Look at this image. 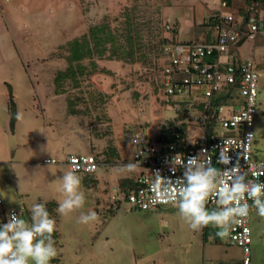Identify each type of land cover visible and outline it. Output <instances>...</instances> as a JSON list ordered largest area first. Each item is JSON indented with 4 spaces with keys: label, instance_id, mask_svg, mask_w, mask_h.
<instances>
[{
    "label": "rangeland",
    "instance_id": "obj_1",
    "mask_svg": "<svg viewBox=\"0 0 264 264\" xmlns=\"http://www.w3.org/2000/svg\"><path fill=\"white\" fill-rule=\"evenodd\" d=\"M46 1L16 0L10 9L12 14L0 13V25L4 28L0 35V56L12 58L0 64V101L11 98L17 113L21 114L13 131L4 124V119L2 121L4 111L0 108L1 154L5 149L7 155L13 154V150L9 151L13 142L27 145L31 156L38 154L33 148H38V133L43 124L47 128V150L60 148L79 155L88 153V141L93 140L90 133H104L108 127L111 130L112 126L136 121L147 127L151 137V130L163 120L201 121L203 107L199 101L177 103V98L165 97L163 65L166 56L162 50L164 44L160 47L157 43L161 38L169 42L174 38L179 42L189 40L193 19L202 11L197 0H56V3L49 0V4ZM127 12L144 45V58L134 64L98 60L96 71L85 73L76 85L69 81L62 83L67 102L76 108L78 129L75 133L74 118L69 119L64 109L65 96L51 103L43 92L50 85L49 72L66 69L69 41L78 38L90 26L103 22L120 32V23ZM175 22L178 31H173ZM37 40L40 42L34 43ZM18 58L21 64L16 63ZM82 63L89 71L87 61ZM255 73L258 96L253 126L261 134L264 131V69L255 68ZM39 103L45 108L43 119L37 107ZM53 118L56 120L52 121ZM64 118L68 120L63 121ZM108 121L112 126L105 127ZM196 125L187 130V141L199 131ZM50 126H57L60 133L53 134ZM53 137L59 138L50 143ZM44 166L26 171H0V221H3L2 208H14L20 218L30 224L33 204H52L53 207L46 208L50 218L56 221L53 239L58 254L50 264H240L239 250L228 245L227 236H217L218 229L212 226L202 231L191 230L178 215L176 203L155 211L127 210L123 204L112 215H101L99 210L104 209L106 203L96 204L92 200L94 192L81 184L85 197L83 207L61 216L57 212L58 202L63 199L59 178L68 172L67 167L59 165L61 171L52 174L46 169L55 166ZM114 167H99L95 171L97 196L103 189L110 194L115 192ZM90 212L96 213V219L88 224L80 223V215ZM248 229L250 264H264V219L256 210L248 218ZM215 237L216 241H212Z\"/></svg>",
    "mask_w": 264,
    "mask_h": 264
},
{
    "label": "built area",
    "instance_id": "obj_2",
    "mask_svg": "<svg viewBox=\"0 0 264 264\" xmlns=\"http://www.w3.org/2000/svg\"><path fill=\"white\" fill-rule=\"evenodd\" d=\"M244 16V26L239 28L232 15L226 10L233 8ZM236 9V8H235ZM214 41L204 44L196 41L186 45L175 44L173 41L163 45L166 63L163 65L164 95H186L191 90L202 93L201 105L203 115L196 123L198 133L186 144L180 137L183 123L177 119L163 120L156 127L155 136L146 138L139 132L130 140L132 149L131 163L138 166L137 178L127 189L110 194L101 215H110L124 204L127 210L155 211L161 207L175 204V200L163 191V182L156 179L160 175L168 183H178L182 179L184 163L189 158L201 155V160H207L221 170L239 168L248 181L264 183V158L252 159L253 151V116L257 105L258 91L256 88L255 67L250 60L236 61L229 53L230 47H236L239 42L252 41L256 34L264 31V11L257 0H218L217 10L208 17ZM219 56L225 60L220 62ZM206 58H211L206 61ZM227 86H235L239 105L226 108L218 105L211 108L210 103L218 93ZM225 109V110H224ZM214 113L215 128L208 130L205 112ZM228 110V113L225 111ZM210 112V113H211ZM184 131V130H183ZM173 138V142L168 140ZM228 157L225 165L221 157ZM43 165L56 164V160L44 159ZM68 171L77 175L87 176L98 167V161L93 155H68L65 159ZM159 197V202L153 205L152 199ZM251 206L252 201L247 200ZM1 205V199H0ZM206 207H215L214 199L210 198ZM254 208L250 207L249 214ZM3 221L8 222L11 214L20 216L17 209L10 208L2 212ZM248 218L233 225L228 232V245L238 248L240 264H250V229Z\"/></svg>",
    "mask_w": 264,
    "mask_h": 264
},
{
    "label": "clouds",
    "instance_id": "obj_3",
    "mask_svg": "<svg viewBox=\"0 0 264 264\" xmlns=\"http://www.w3.org/2000/svg\"><path fill=\"white\" fill-rule=\"evenodd\" d=\"M16 118L21 119V114L17 113ZM221 160L225 165L229 163L223 154ZM125 167L132 169L135 165L128 163ZM154 177L163 182V191L175 200L178 215L193 231L212 226L218 229L217 236L225 237L233 225L249 216L250 207L264 219V183L248 181L239 168L221 170L197 155L184 163L183 177L178 183L170 184L159 174ZM59 182L63 199L58 202L57 212L67 216L83 207L81 179L68 171ZM210 198L215 203L212 210L206 207ZM247 200L252 201L251 206ZM158 202V196L151 201L153 205ZM30 214V224L15 214L9 216L7 223L0 224V264H50L57 256L53 239L56 221L42 203L33 204ZM95 219V212L82 213L79 222L88 224Z\"/></svg>",
    "mask_w": 264,
    "mask_h": 264
},
{
    "label": "crops",
    "instance_id": "obj_4",
    "mask_svg": "<svg viewBox=\"0 0 264 264\" xmlns=\"http://www.w3.org/2000/svg\"><path fill=\"white\" fill-rule=\"evenodd\" d=\"M16 0H0V13H6L8 15L12 14L10 9H13V5L15 3H13ZM22 1V0H21ZM49 1V0H48ZM46 1V3L49 4V2ZM65 1V0H64ZM68 1V0H66ZM199 4L202 5V11H200L199 15L197 18L193 19V27L191 28V33H190V37L189 40H186L184 42H179L177 39L174 38L173 43L175 44H180V45H186L189 42L192 41H196V42H200V43H204V44H210L214 41V36L213 33L211 31V27L209 24L207 23V19L209 16H211L212 14L215 13V11L217 10V5L218 3H216V0H197ZM54 3H56V0H54ZM9 7V8H8ZM236 8V9H235ZM233 8V10H226L225 12H229L232 17L233 20L236 23H239L241 20V12L239 9H237V7ZM4 9V10H3ZM237 17V19H236ZM173 27V31H178V24L177 22H175ZM73 26V25H72ZM4 33V28L2 25H0V35H3ZM177 36V33L175 34ZM167 38V37H165ZM173 38V37H172ZM40 41L37 40V42L34 43H39ZM171 42V40H170ZM32 42V44H34ZM35 45V44H34ZM56 46V44L54 45ZM229 53L233 56V58L236 61H240V60H244V59H248L251 61V63L254 65L255 68H261L264 69V31H260L259 33L256 34V38L252 41H244L242 44H240L239 46L236 47H230L229 48ZM12 58L9 57H3L0 56V64L5 63V62H9L11 61ZM218 60L220 62H223L225 60L224 56H219ZM44 61V60H42ZM16 63L21 64L22 61L20 58L17 59ZM62 72L60 70H54L51 69V72H49V79H48V83L49 88L44 89V84H42L43 87V92L44 94L47 96V100L49 102H53L56 100V98L61 97V96H65V93H63V89L62 87H55L54 85V77L57 73ZM5 79V78H4ZM10 86V90L12 91V87ZM53 86V87H52ZM52 95V96H49ZM7 96V94H6ZM49 96V97H48ZM9 97V96H8ZM175 98H177L175 100V102L177 103H186V104H190L193 101L197 100L200 102L203 100L202 99V93H200V90H191L188 94L186 95H178V96H173ZM65 100H66V104L64 106V109H66L67 111V116L68 118H74L75 121V129L74 130L75 133H77V129H78V123H76V108L72 106V104L67 102L66 96H65ZM13 102V101H12ZM240 100L237 98V96H235V99L228 101V103L222 104L223 106H225L226 108L229 107H235L237 105H239ZM8 104H9V100L5 99V100H1L0 101V108L3 109L4 111V118L3 116L1 117L2 121L4 119V124L8 125V128L12 129L13 131L15 130L14 127V123L16 121V116H17V109L14 108L15 112H14V120L13 123L11 124L12 126L9 125V111H8ZM176 106V105H174ZM38 110L41 112V118L42 114H44L45 112V108L44 106H42L40 103L38 104ZM178 108V106H177ZM176 109V108H175ZM226 113H228V110L225 111ZM203 111H200V114H202ZM6 114V115H5ZM203 115V114H202ZM33 120H36V117H33ZM56 119H52V121H55ZM68 120L66 118L63 119V121ZM6 122V123H5ZM193 122V121H192ZM3 124V125H4ZM6 125V126H7ZM109 125L112 126V122L108 121V123H105V127H108ZM142 124L138 123V122H134V123H130L128 125H119V126H112L111 130H109V127L106 128V131H104V133H100L98 131H95L92 133H90L92 136L91 139L88 141V153L84 154V155H93L95 156V159L98 161V167L96 168V170L99 167H108L109 165H115L116 167H114V170H116V174H115V178L113 180V184L115 185V187L113 188L114 191H122L127 189V187H129L132 182L137 178V174L139 173V168L134 167L132 169H129L127 167H125V165H127L128 163H131V155H132V149H131V145H130V140L136 136L137 133L141 132L143 133V135L146 138L152 139L155 136V132H156V127L154 129L151 130L152 132V136L150 137L149 133H148V129L147 127L141 126ZM158 125V124H157ZM193 125L192 123L189 125H186L184 127V142L187 144L189 141L186 140V134H187V130L189 129V127ZM5 129V128H4ZM46 124H43V126L41 127V131L38 133L39 134V145L38 148H33L34 150H37L38 154L36 155H32L29 154V147L26 145L24 146V144H19V143H11V150H13V154L11 155H7L6 149L5 151L1 154L0 153V171H26L28 170V168H42V167H46L42 164V160L44 159H49V160H56V164H54V168H47V171H50L52 174H56L58 172H60L61 168L57 167V166H65V159L68 155H77L74 153H70V152H65L63 150H47L46 147ZM53 134L57 135L60 133V130L57 126H53V128L50 126L49 129ZM13 131H11L13 133ZM147 133V134H146ZM198 133V131H197ZM253 134H254V140H253V151H252V159L253 160H261L264 158V131L259 134L258 130L256 132V129H254L253 126ZM13 136V135H11ZM56 138L59 137H53L52 139L49 140L50 143H54V141L56 140ZM20 140H22V138L20 137ZM16 152H18V154L16 155ZM83 154V153H81ZM79 154V155H81ZM101 169V168H100ZM106 169V168H103ZM66 170L68 171V169L66 168ZM95 170V171H96ZM46 171V172H47ZM95 171L87 176H81V184L87 188V190H91L94 193L92 194V200L97 204V203H106L108 197L110 196V193L108 192L107 189H103L101 191H99L100 194H95V191L97 192V186H98V180H97V175H95ZM129 184V185H128ZM1 199V197H0ZM1 204H2V200H1ZM3 211L5 210L4 208H2ZM255 212V209H253L250 214H249V218L251 217V215Z\"/></svg>",
    "mask_w": 264,
    "mask_h": 264
},
{
    "label": "trees",
    "instance_id": "obj_5",
    "mask_svg": "<svg viewBox=\"0 0 264 264\" xmlns=\"http://www.w3.org/2000/svg\"><path fill=\"white\" fill-rule=\"evenodd\" d=\"M259 7L264 11V0H257ZM123 21L120 23V32L117 29L110 28L108 23H100L90 26L87 31L78 38L69 41L66 44V69L55 75L53 81L55 87H62V83L69 81L72 84H77L79 78L84 76L85 73H94L96 71L95 62L102 59H113L127 64H134V62L140 61L144 58V45L138 34V29L132 22L130 15L125 13ZM244 16L241 17L238 23L239 28L244 26ZM206 24H210L208 21ZM167 39L159 40L157 43L161 47L163 44L168 43ZM239 42L237 46L242 44ZM211 58H206V61H210ZM87 61V65L90 70L87 71L86 65L82 62ZM236 92L235 86L224 87L218 95H216L211 103V108H216L218 105L228 103L235 99ZM9 111V125L12 126L14 120V104L9 99L8 104ZM210 111L205 112L208 130L211 131L215 123L214 113ZM184 129V126H182ZM184 136V131L181 130L180 137ZM184 138V137H183ZM173 142L174 139L168 140ZM95 157V156H94ZM129 185V184H128ZM46 207H53L52 204H45ZM212 210V209H211ZM113 214V213H112ZM110 214V215H112ZM4 221H0V224ZM53 236H56L53 233ZM204 240L206 239V233H203ZM212 241H216V237L212 238Z\"/></svg>",
    "mask_w": 264,
    "mask_h": 264
}]
</instances>
